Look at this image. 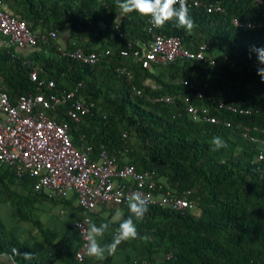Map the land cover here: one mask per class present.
Returning a JSON list of instances; mask_svg holds the SVG:
<instances>
[{
	"label": "trees",
	"instance_id": "obj_1",
	"mask_svg": "<svg viewBox=\"0 0 264 264\" xmlns=\"http://www.w3.org/2000/svg\"><path fill=\"white\" fill-rule=\"evenodd\" d=\"M197 1L187 4L196 25L191 31L170 22L151 33L147 17H121L117 0H0V11L24 21L31 32L54 30L57 37L68 30L62 49L56 38L24 52L1 46L2 88L12 102L20 95L72 92L92 103L77 121L66 115L71 102L46 114L67 124L74 146H91V158L106 151L120 166L153 171L163 192L195 203L185 212L149 206L136 222L146 249L163 254L156 264H264V82L257 75L264 64L253 51L264 48V0ZM216 3L222 11L208 12L207 5ZM154 34L176 37L190 51L206 45L214 66L176 59L142 68L131 55H120L148 46ZM77 47L95 52L97 62L66 55ZM188 105L197 108L199 119H192ZM214 136L227 147L213 150ZM34 182L0 165V207H15L18 215L21 207L60 202L35 193ZM24 253L33 254L0 223V255L36 264L34 254L24 261Z\"/></svg>",
	"mask_w": 264,
	"mask_h": 264
},
{
	"label": "built area",
	"instance_id": "obj_2",
	"mask_svg": "<svg viewBox=\"0 0 264 264\" xmlns=\"http://www.w3.org/2000/svg\"><path fill=\"white\" fill-rule=\"evenodd\" d=\"M187 4L198 6L200 3L197 0H187ZM207 11L222 10L216 3L207 5ZM233 23L238 25L235 20ZM147 24L151 33L157 28L151 24L150 18ZM55 38L54 30L45 33L31 32L24 21L0 11V47L25 49L40 41L47 42ZM206 50V45H201L196 51H190L176 37L154 34L148 46H140L131 52L122 50L120 55H131L142 68L151 63L165 64L176 59L195 60L214 66V61L205 55ZM66 55L89 65L98 60L95 52H85L79 47L66 52ZM117 72L126 78L130 77L124 69H117ZM31 78L36 79L35 73H31ZM47 87L52 88L53 83L49 82ZM164 101L168 102L169 98ZM65 102H71V108L66 115L73 121L89 113L93 107L92 103L75 99L72 92L48 96L20 95L12 102L2 88L0 78V165L13 167L17 176L28 174L34 178L35 193L46 192L54 198L64 197L70 192L75 194L77 204L84 214L82 220L74 225L80 237V246L74 258L76 264H102L89 260L86 241L82 235L83 229L88 227L90 215L100 205L111 204L128 208V197L139 193L147 197L148 207L158 206L179 212L192 211L195 208V203L184 195L163 192V181L156 179L153 171L137 172L129 164L120 166L115 157L106 151L91 158V146H74L67 133V124H58L46 114L47 110ZM219 107L235 110L222 103H219ZM187 111L192 119H199L197 108L188 105ZM206 120L214 121L212 118ZM261 158L262 155H258L257 159ZM78 224L80 227H77Z\"/></svg>",
	"mask_w": 264,
	"mask_h": 264
},
{
	"label": "crops",
	"instance_id": "obj_3",
	"mask_svg": "<svg viewBox=\"0 0 264 264\" xmlns=\"http://www.w3.org/2000/svg\"><path fill=\"white\" fill-rule=\"evenodd\" d=\"M68 38V30L57 34L56 43L62 49ZM97 47L96 44L92 45ZM16 48V47H15ZM24 52L23 49L16 48ZM50 197L46 192H40ZM57 205L42 203L39 207H21V214L15 215V207L7 204L0 207V223L11 230L13 235L23 244L24 248L34 254L36 264H76L75 254L80 246V237L76 231L75 223L82 220L84 214L77 204L73 192L64 197H58ZM118 210L120 215H118ZM130 215L128 208L117 205L103 204L98 206L90 215V219L97 226L108 223L109 230L104 234L101 244H110L115 230L123 218ZM21 216V218H19ZM146 241L137 238L133 241L123 242L113 255L105 254V259L90 261L102 264H149L163 261V254L152 253L146 249ZM0 264H26L15 262L10 256L0 255Z\"/></svg>",
	"mask_w": 264,
	"mask_h": 264
},
{
	"label": "clouds",
	"instance_id": "obj_4",
	"mask_svg": "<svg viewBox=\"0 0 264 264\" xmlns=\"http://www.w3.org/2000/svg\"><path fill=\"white\" fill-rule=\"evenodd\" d=\"M117 7L121 17L130 13H137L141 17L150 18V22L157 28L164 27L167 23L174 22L175 27L185 31H191L196 25L189 14L187 0H117ZM260 64H264V48H253ZM257 75L264 82V68L257 69ZM213 150L226 148L227 143L219 136H214L211 141ZM128 209L130 215L123 218L110 244H101L104 234L109 230L108 223H101L99 226L89 219L88 227L83 229L82 235L86 241V251L89 257L96 260L105 259V254L113 255L117 247L128 241L139 238L136 222L142 221L148 211V199L139 193H133L128 197ZM118 215H120L118 210ZM77 227H80L78 224ZM16 255L18 251L14 250ZM23 260H31L33 254L24 253Z\"/></svg>",
	"mask_w": 264,
	"mask_h": 264
}]
</instances>
